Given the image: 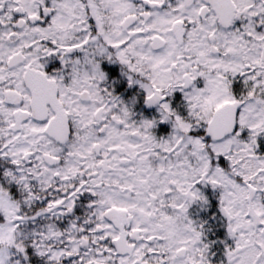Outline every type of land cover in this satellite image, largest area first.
Segmentation results:
<instances>
[{
	"label": "snow or ice",
	"instance_id": "6c2138e0",
	"mask_svg": "<svg viewBox=\"0 0 264 264\" xmlns=\"http://www.w3.org/2000/svg\"><path fill=\"white\" fill-rule=\"evenodd\" d=\"M0 264H264V0H0Z\"/></svg>",
	"mask_w": 264,
	"mask_h": 264
}]
</instances>
